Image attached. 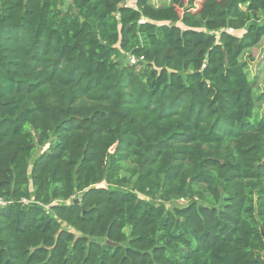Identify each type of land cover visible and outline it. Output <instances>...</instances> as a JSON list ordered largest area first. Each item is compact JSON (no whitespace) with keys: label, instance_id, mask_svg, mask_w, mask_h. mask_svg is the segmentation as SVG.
Instances as JSON below:
<instances>
[{"label":"trees","instance_id":"obj_1","mask_svg":"<svg viewBox=\"0 0 264 264\" xmlns=\"http://www.w3.org/2000/svg\"><path fill=\"white\" fill-rule=\"evenodd\" d=\"M263 39L264 0H0V264H264Z\"/></svg>","mask_w":264,"mask_h":264},{"label":"rangeland","instance_id":"obj_2","mask_svg":"<svg viewBox=\"0 0 264 264\" xmlns=\"http://www.w3.org/2000/svg\"><path fill=\"white\" fill-rule=\"evenodd\" d=\"M157 6L163 5H173L182 13L188 8H193L196 10L200 7L202 0H152ZM132 4V1H128ZM242 30L238 34H242ZM252 58L254 60L249 61L248 72L250 74L251 80L255 81V93L259 95V101L256 108L257 119L264 113V39L261 43L252 49ZM256 119V121H257ZM183 200H175L168 204L169 207L183 205Z\"/></svg>","mask_w":264,"mask_h":264},{"label":"built area","instance_id":"obj_3","mask_svg":"<svg viewBox=\"0 0 264 264\" xmlns=\"http://www.w3.org/2000/svg\"><path fill=\"white\" fill-rule=\"evenodd\" d=\"M132 61H135L134 58H132ZM6 202L2 199H0V204H5Z\"/></svg>","mask_w":264,"mask_h":264},{"label":"water","instance_id":"obj_4","mask_svg":"<svg viewBox=\"0 0 264 264\" xmlns=\"http://www.w3.org/2000/svg\"><path fill=\"white\" fill-rule=\"evenodd\" d=\"M75 202H79V199H75ZM109 242V241H108Z\"/></svg>","mask_w":264,"mask_h":264},{"label":"crops","instance_id":"obj_5","mask_svg":"<svg viewBox=\"0 0 264 264\" xmlns=\"http://www.w3.org/2000/svg\"><path fill=\"white\" fill-rule=\"evenodd\" d=\"M241 32V31H238V33ZM240 35V34H239Z\"/></svg>","mask_w":264,"mask_h":264}]
</instances>
